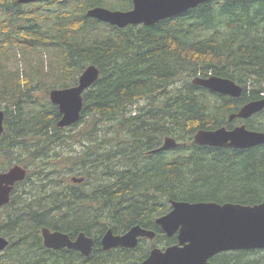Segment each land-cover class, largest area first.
Listing matches in <instances>:
<instances>
[{"label":"trees","instance_id":"16d2710c","mask_svg":"<svg viewBox=\"0 0 264 264\" xmlns=\"http://www.w3.org/2000/svg\"><path fill=\"white\" fill-rule=\"evenodd\" d=\"M96 6L126 11L133 0L35 7L0 0V107L6 114L0 172L16 162L29 171L0 207V235L10 240L0 264H139L150 245L105 250L101 239L109 228L120 234L142 225L157 232L156 244L170 245L177 236L166 235L155 219L171 210V200L264 202V144L240 149L194 142L200 129L246 123L264 131V110L229 121L245 103L264 97V0H205L155 25L124 28L89 17ZM90 64L100 77L84 93L81 118L60 128L49 93L76 85ZM213 75L233 79L243 95L193 82ZM42 90L45 103L37 94ZM80 124L72 138L82 151L62 156L66 131ZM166 136L179 145L147 154ZM75 175L85 180L75 183ZM45 226L71 238L85 232L95 240L91 254L46 247ZM221 255L215 257L220 264H264V249Z\"/></svg>","mask_w":264,"mask_h":264},{"label":"water","instance_id":"95a60500","mask_svg":"<svg viewBox=\"0 0 264 264\" xmlns=\"http://www.w3.org/2000/svg\"><path fill=\"white\" fill-rule=\"evenodd\" d=\"M40 0H21L29 3ZM205 0H133V8L127 11L96 6L88 10V16L118 27L128 25L152 26L163 19L174 17L195 8ZM100 77L95 64L88 65L81 73L76 85L54 88L50 100L58 105L60 128L69 127L80 120L84 108V93ZM193 82L213 92L231 97H241L244 88L231 78L221 76L196 77ZM264 110V97L245 103L235 118L248 119ZM5 111L0 108V135L5 131ZM199 145L216 147L250 148L264 144V131L253 130L245 123L233 128L221 126L216 129H200L194 135ZM179 145L176 138L166 136L161 147L151 153L173 149ZM28 169L15 164L0 172V207L11 201L18 182L26 179ZM83 176H72V181L82 183ZM172 209L158 217L156 222L168 236L178 234L179 243L166 249L155 247L141 264H215L210 258L215 254L231 250L264 249V202L246 205L240 203L189 202L171 200ZM44 245L52 249L69 248L89 256L94 239L81 232L75 239L60 230L42 228ZM156 233L141 225H135L123 234H115L110 228L102 238L104 249L116 247L135 248L140 237L153 239ZM10 245V240L0 235V252Z\"/></svg>","mask_w":264,"mask_h":264},{"label":"flooded vegetation","instance_id":"af4514ba","mask_svg":"<svg viewBox=\"0 0 264 264\" xmlns=\"http://www.w3.org/2000/svg\"><path fill=\"white\" fill-rule=\"evenodd\" d=\"M13 3L15 4V5H20V6H24V7H35V6H41V5H43V6H47V5H49V4H51V3H53V5L54 6H65L66 4H67V0H58V1H55V0H40V1H34V2H29V3H25V2H21V0H13ZM237 124H235L234 126H236ZM233 126V127H234ZM147 154H150V151H148L147 152ZM162 216V215H161ZM160 217V216H159ZM158 218V217H157ZM156 218V219H157ZM156 219H155V222H156ZM157 223V222H156ZM158 225V224H157ZM142 226V225H141ZM160 226V225H159ZM144 227V226H143ZM161 227V226H160ZM144 228H146V229H148V230H152V231H154L155 233H156V235H155V237L153 238V239H151V238H149V237H140L139 238V244H138V246L137 247H135V248H127V249H130V250H132V251H134V250H137L139 247H142L143 246V248H146L148 245H150V251H149V254H148V256L144 259V260H146L148 257H149V255H150V253H151V251H152V249L153 248H155V247H159V248H161V249H166L167 247H169V246H172V245H175V244H178L179 243V239H178V234L176 233L175 235L177 236V242H175V243H172V244H170V245H161V244H156L155 243V239H156V236H157V232L155 231V230H153V229H150V228H147V227H144ZM110 229V228H109ZM161 229H162V227H161ZM163 230V229H162ZM164 231V230H163ZM107 232V231H106ZM105 232V233H106ZM164 233L167 235V233L164 231ZM122 234V233H121ZM104 236V235H103ZM174 236V235H173ZM91 237V236H90ZM170 237V236H169ZM172 237V236H171ZM93 238V237H92ZM103 238V237H102ZM94 244H95V240H94ZM101 245H102V239H101ZM93 247H94V245H93ZM102 247H103V245H102ZM119 248V247H118ZM122 248H126V247H122ZM55 250H60V249H55ZM93 250V249H92ZM76 251H78V250H76ZM237 251H240V250H231V251H223V252H220V253H218V254H215L214 256H212L211 258H210V262H212V263H215V264H220V261L218 262L217 260H215V257L216 256H218V255H220V254H222L221 255V259H224L225 257H226V255L225 254H227V253H229V252H237ZM80 252V251H79ZM143 260V261H144ZM143 261H141L139 264H141Z\"/></svg>","mask_w":264,"mask_h":264},{"label":"rangeland","instance_id":"374dc122","mask_svg":"<svg viewBox=\"0 0 264 264\" xmlns=\"http://www.w3.org/2000/svg\"><path fill=\"white\" fill-rule=\"evenodd\" d=\"M38 52H36V53H32V54H29V58L30 59H32V58H35V57H37L38 55ZM49 57L50 56H45V58H47V59H49ZM7 64H8V66L10 67V66H15L16 64H15V62L13 63V62H10V61H8L7 62ZM20 64V67H24L25 68V62L23 61V62H20L19 63ZM45 91H40L39 93H37L40 97H41V101L43 102V103H45L46 101H45V99H46V97H45ZM47 100L48 101H50L51 102V100H50V93H49V97L47 98ZM1 108V107H0ZM1 109H3V108H1ZM4 110V109H3ZM5 111V110H4ZM259 120L262 122V123H264V117H261V118H259ZM82 128H84V124H80L79 126L77 125V126H74V127H71V129L70 130H68V131H66V133H67V142L63 145V147L61 148V149H59L58 150V152L62 155V156H64V157H68V156H70V155H75V154H77L78 152H80V151H82V149H83V147H82V145H81V143H79V142H76V140L74 139V138H72L74 135H76L77 133H79V131L82 129ZM6 160V157H5V155H0V166H2L1 164L4 162ZM52 161H54V159L52 160ZM56 161V160H55ZM15 164H17V162L15 163ZM19 164V163H18ZM21 165V164H20ZM76 176V175H75Z\"/></svg>","mask_w":264,"mask_h":264}]
</instances>
